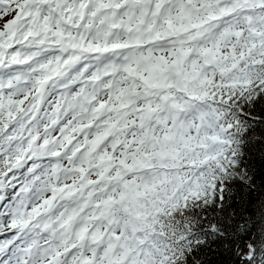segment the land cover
<instances>
[{"label": "snow or ice", "instance_id": "6c2138e0", "mask_svg": "<svg viewBox=\"0 0 264 264\" xmlns=\"http://www.w3.org/2000/svg\"><path fill=\"white\" fill-rule=\"evenodd\" d=\"M0 264H264V0H0Z\"/></svg>", "mask_w": 264, "mask_h": 264}]
</instances>
